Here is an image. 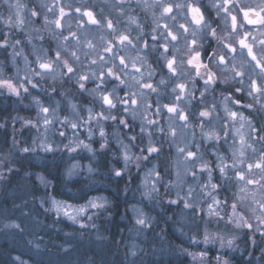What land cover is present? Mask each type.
<instances>
[{
  "label": "clouds",
  "instance_id": "obj_1",
  "mask_svg": "<svg viewBox=\"0 0 264 264\" xmlns=\"http://www.w3.org/2000/svg\"><path fill=\"white\" fill-rule=\"evenodd\" d=\"M0 264H264V0H0Z\"/></svg>",
  "mask_w": 264,
  "mask_h": 264
}]
</instances>
